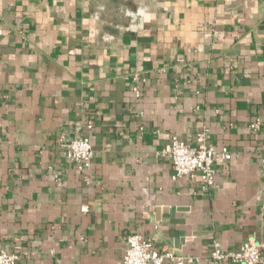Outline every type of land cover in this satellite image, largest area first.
<instances>
[{
  "label": "crops",
  "instance_id": "1",
  "mask_svg": "<svg viewBox=\"0 0 264 264\" xmlns=\"http://www.w3.org/2000/svg\"><path fill=\"white\" fill-rule=\"evenodd\" d=\"M204 126L207 191L162 153ZM81 135L84 172L63 149ZM262 155L264 0H0V249L17 264H123L132 233L189 264L214 240L264 243Z\"/></svg>",
  "mask_w": 264,
  "mask_h": 264
},
{
  "label": "built area",
  "instance_id": "2",
  "mask_svg": "<svg viewBox=\"0 0 264 264\" xmlns=\"http://www.w3.org/2000/svg\"><path fill=\"white\" fill-rule=\"evenodd\" d=\"M139 95L137 85L132 86ZM89 128L93 123H87ZM252 131L258 132L262 128V121L256 119L250 125ZM64 155L81 172L88 170L95 155L94 147L88 135H81L63 143ZM218 151L209 141V129L204 126L196 133L195 142L188 143L177 136L166 145L162 153L167 155L173 166L172 179L178 180L184 176L199 179L203 191L214 186V156ZM220 153L224 159L231 158L228 147H222ZM261 160V174L264 177V155ZM210 264H264V243L252 239L243 241L239 249H223L220 243L213 241L209 253ZM19 253L9 248L0 249V264H17ZM200 260L199 257L179 254L174 251H160L154 247L153 238L145 237L141 233H132L126 237V248L123 264H164L171 261L175 264H189Z\"/></svg>",
  "mask_w": 264,
  "mask_h": 264
}]
</instances>
